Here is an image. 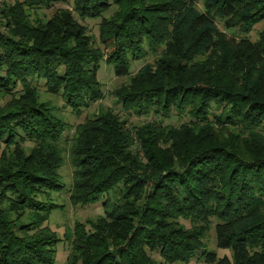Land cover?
<instances>
[{
  "label": "trees",
  "instance_id": "16d2710c",
  "mask_svg": "<svg viewBox=\"0 0 264 264\" xmlns=\"http://www.w3.org/2000/svg\"><path fill=\"white\" fill-rule=\"evenodd\" d=\"M62 1L0 9V97L11 96L0 103V264H55L61 241L44 226L56 205L38 196L60 188L67 123L32 79L77 115L104 98L105 55L73 12L102 18L106 62L130 77L114 91L124 107L189 121L131 130L108 108L76 127L71 201L104 199V215L90 229L76 224L67 264H158L150 252L189 262L214 220L218 247L233 258L207 252L206 262L264 264V30L237 42L217 25L250 33L264 21V0H73L74 11L38 14ZM150 55L154 63L131 76Z\"/></svg>",
  "mask_w": 264,
  "mask_h": 264
},
{
  "label": "rangeland",
  "instance_id": "374dc122",
  "mask_svg": "<svg viewBox=\"0 0 264 264\" xmlns=\"http://www.w3.org/2000/svg\"><path fill=\"white\" fill-rule=\"evenodd\" d=\"M4 3L13 4L14 0H0V9L4 6ZM199 8L204 9L203 5L199 3ZM59 9H73V0H64L59 3H55L49 9H43L38 11L41 17L50 18ZM115 12V8H112L106 14L105 18H109ZM1 13V11H0ZM77 20L87 27L90 35L94 37L95 46L98 47L105 55V59L101 62V69L98 74L99 81L102 83L104 98L94 103L89 109L84 110L80 115L72 112L71 108L66 104L65 99L61 95H53L48 93L46 87V81L43 79L34 78L33 85L38 89L41 99L50 102L52 106L56 108L57 114L64 119L67 123L66 129L62 134L60 140V146L63 149V164L59 170V186L58 190L48 191L45 194L38 196L40 201L48 204H54L56 207L49 214L48 220L44 226L48 227L51 231L55 232L60 238V242L56 246L57 256L55 264H67L69 257L75 249V226L77 223L86 225L87 229H90L89 222L97 221L98 217L104 215L103 203L104 199L94 204H78L75 205L71 201V193L74 183V167L71 162L70 150L73 143L76 127L80 124H85L89 119L95 118V116L103 109H112L115 114L119 115L122 120L126 122L128 129H134L141 127L148 123L156 122L163 126H172L179 128L182 124L189 121L187 115H179L177 113L172 114L169 117H164L156 114H150L148 116H139L131 108L124 107L115 96L114 91L122 86L129 84L130 77H119L115 74L112 66L106 62V58L110 53V49L100 43V24L102 18L98 19H82L76 12H73ZM2 19V16H0ZM3 21V20H2ZM3 22L0 20V33L4 34L5 29ZM217 25L219 29L227 34L231 39L237 42L242 39H249L252 42H256L259 39V33L264 30V21L260 22L254 27V29L244 34L237 29H226L223 22L217 19ZM155 56L150 55L145 59L137 60L133 62L131 68V76H134L145 64L154 63ZM11 99V96L2 98L0 97V103L5 104ZM33 143H28V146L32 147ZM5 144L0 142V157ZM135 151L139 149L137 146L133 148ZM180 222L185 225L187 229H191L196 223L189 220L181 219ZM217 221L214 220L207 234L203 237L204 247L195 252L194 256L189 262H176L175 264H209L205 260V253H216L218 259L228 257L233 258L232 249H222L218 247L217 235H216ZM152 258L158 264H167L161 257L159 252H150Z\"/></svg>",
  "mask_w": 264,
  "mask_h": 264
}]
</instances>
